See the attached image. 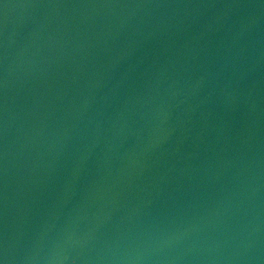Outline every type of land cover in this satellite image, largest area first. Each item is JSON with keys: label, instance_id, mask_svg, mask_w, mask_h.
<instances>
[{"label": "water", "instance_id": "95a60500", "mask_svg": "<svg viewBox=\"0 0 264 264\" xmlns=\"http://www.w3.org/2000/svg\"><path fill=\"white\" fill-rule=\"evenodd\" d=\"M0 264H264V0H0Z\"/></svg>", "mask_w": 264, "mask_h": 264}]
</instances>
